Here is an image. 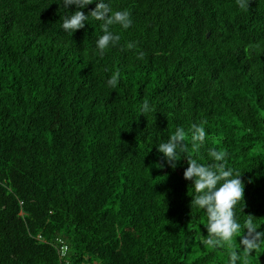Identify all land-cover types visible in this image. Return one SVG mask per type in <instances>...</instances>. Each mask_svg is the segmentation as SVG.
Instances as JSON below:
<instances>
[{"label": "trees", "instance_id": "obj_1", "mask_svg": "<svg viewBox=\"0 0 264 264\" xmlns=\"http://www.w3.org/2000/svg\"><path fill=\"white\" fill-rule=\"evenodd\" d=\"M104 2L133 23L101 53L102 21L63 29L75 6L0 0V264H264V244L249 254L239 238L249 214L264 232V0ZM177 128L187 151L155 167ZM187 157L242 175L231 246L201 242Z\"/></svg>", "mask_w": 264, "mask_h": 264}, {"label": "clouds", "instance_id": "obj_2", "mask_svg": "<svg viewBox=\"0 0 264 264\" xmlns=\"http://www.w3.org/2000/svg\"><path fill=\"white\" fill-rule=\"evenodd\" d=\"M63 6H75L77 9L70 18H66L63 22V29L70 33L84 29L85 21L89 16L97 21H102L103 35L96 42L97 48L103 53L109 46H116L120 41V36L114 34L110 28L114 24L120 25L123 29H128L132 25L131 13L127 10L112 12V9L104 0H97L96 7L86 15L82 9L93 4L92 0H62ZM251 0H237L240 9L248 11L250 9ZM136 45L128 43L127 48L133 49ZM145 53L138 51L137 58L143 59ZM119 73H115L108 85L115 88L118 84ZM149 105L146 102L143 105V112L149 111ZM192 147L198 149L206 138V133L202 125L192 126ZM186 133L183 128H177L175 133L167 142L160 143L157 152L162 154V161L154 165L162 169L165 162L168 167L176 168L178 156L187 151ZM179 150V151H178ZM210 155L214 161L222 162L225 160L226 153L222 151L210 150ZM188 164L187 169L183 173L186 181H191V187L194 188L196 195L192 197L191 205L203 209L208 217L205 226L208 232L207 237L202 236L201 242L208 245L218 246L221 243H227L231 246L233 237L241 232V225L235 219V206L244 201L245 184L241 179L242 175H233L232 170L225 169L223 163H213L211 165H203L192 157L185 158ZM223 181V183H221ZM219 185V186H218ZM245 203V201H244ZM247 220L244 225V235L241 238V247L249 254L254 249H258L264 244V232L258 231L253 221L256 219L253 215H246ZM238 255L236 252L231 253V264H236Z\"/></svg>", "mask_w": 264, "mask_h": 264}, {"label": "built area", "instance_id": "obj_3", "mask_svg": "<svg viewBox=\"0 0 264 264\" xmlns=\"http://www.w3.org/2000/svg\"><path fill=\"white\" fill-rule=\"evenodd\" d=\"M67 250V248L66 247H63L62 248V255L64 256L65 255V251Z\"/></svg>", "mask_w": 264, "mask_h": 264}]
</instances>
